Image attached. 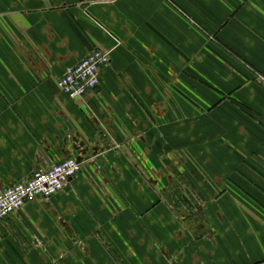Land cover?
I'll use <instances>...</instances> for the list:
<instances>
[{
  "label": "crops",
  "instance_id": "obj_1",
  "mask_svg": "<svg viewBox=\"0 0 264 264\" xmlns=\"http://www.w3.org/2000/svg\"><path fill=\"white\" fill-rule=\"evenodd\" d=\"M70 157L0 264H264V0H0V190Z\"/></svg>",
  "mask_w": 264,
  "mask_h": 264
},
{
  "label": "built area",
  "instance_id": "obj_2",
  "mask_svg": "<svg viewBox=\"0 0 264 264\" xmlns=\"http://www.w3.org/2000/svg\"><path fill=\"white\" fill-rule=\"evenodd\" d=\"M86 4H108L115 0H79ZM109 61V52L94 49L79 62L65 68L57 80L61 92L80 98L99 84L100 68ZM80 169L74 157L54 163L46 170L36 171L29 178L0 190V218L36 198H48L63 188Z\"/></svg>",
  "mask_w": 264,
  "mask_h": 264
},
{
  "label": "rangeland",
  "instance_id": "obj_3",
  "mask_svg": "<svg viewBox=\"0 0 264 264\" xmlns=\"http://www.w3.org/2000/svg\"><path fill=\"white\" fill-rule=\"evenodd\" d=\"M179 193L181 194L182 192H181V191H179ZM177 194H178V192H177ZM187 194H188V197H187V198L189 199V198H190V196H189V192H187ZM176 198H178V197H176ZM174 209H175V210H177V208H176V207H174Z\"/></svg>",
  "mask_w": 264,
  "mask_h": 264
},
{
  "label": "water",
  "instance_id": "obj_4",
  "mask_svg": "<svg viewBox=\"0 0 264 264\" xmlns=\"http://www.w3.org/2000/svg\"><path fill=\"white\" fill-rule=\"evenodd\" d=\"M76 160L79 162L80 161V158L77 157Z\"/></svg>",
  "mask_w": 264,
  "mask_h": 264
}]
</instances>
